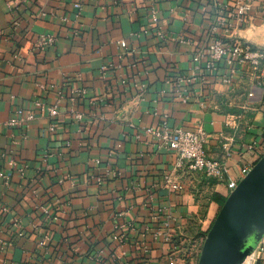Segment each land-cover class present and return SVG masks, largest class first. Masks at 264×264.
Instances as JSON below:
<instances>
[{
    "label": "crops",
    "instance_id": "obj_1",
    "mask_svg": "<svg viewBox=\"0 0 264 264\" xmlns=\"http://www.w3.org/2000/svg\"><path fill=\"white\" fill-rule=\"evenodd\" d=\"M216 3L233 0H0V172L9 158L29 165L25 174L14 170L8 186L0 176V238L7 242L0 264H121L114 234L125 238V264H169L171 256L192 262L193 251L182 258L176 240L194 239L193 249L204 240L228 181L240 178L264 142V85L249 72L222 84L220 62L216 73L182 84L187 102L168 82L190 73L193 56L204 50ZM154 6L163 37L151 24ZM44 34L56 41L40 49ZM231 35L264 47V0H252L247 22ZM78 89L87 90L76 97L83 121L71 113ZM59 92L56 118L35 109L36 99L51 105ZM19 107L35 110V119L9 126ZM228 115L237 117L236 127L227 126ZM164 119L171 129L203 127L208 155L227 164L225 178L176 168V152L144 131ZM110 169L118 176L109 177Z\"/></svg>",
    "mask_w": 264,
    "mask_h": 264
},
{
    "label": "built area",
    "instance_id": "obj_2",
    "mask_svg": "<svg viewBox=\"0 0 264 264\" xmlns=\"http://www.w3.org/2000/svg\"><path fill=\"white\" fill-rule=\"evenodd\" d=\"M216 16L214 21L210 24L209 39L203 51L195 53L193 56L194 66L190 69V73L179 74L175 81L168 80L173 84L176 91L183 102H187L189 95L187 89H182V84L188 86L192 82L198 81V75L204 71L216 73L219 71L220 62H223L226 66V73L219 78L220 82L225 85H232L237 76H241L245 72H249L251 76L257 81L258 84L264 85V47H259L253 43L237 38H233L231 33L232 29L236 25L247 22L249 13L252 9V0H233L232 4L222 3L219 8V3H216ZM77 7H81V3L75 4ZM223 12V14H221ZM151 24L157 27V33L159 36H164L163 25L161 24L160 16L157 8H152ZM184 41V37L179 38ZM56 36L53 34L41 35L37 40V45L40 49H44L49 45L54 44ZM118 44L127 48V41L125 39L119 40ZM203 63V64H201ZM106 69V66H103ZM39 87L42 90H48L53 88V84L40 83ZM86 89H78L76 96H71L73 103L71 113L73 118L78 121H83L84 114L77 110L76 97H83L86 94ZM252 96L253 93H250ZM60 98L51 105H48L43 99L38 98L34 101L35 109L39 111L49 112L52 118H56L59 114V106L63 97L59 92ZM35 110L25 109L23 107L17 108L10 117L7 124L12 127H22L27 125L30 121L35 119ZM226 124L230 127H236L237 117L235 115H228L226 118ZM56 123H51L47 128L48 131H56ZM148 136H151L158 141L160 146L171 149L176 152L177 160L175 162L176 168H182L187 166L192 171L203 172L207 177L216 180H223L227 173V164L216 158H212L208 155L206 142L208 139V132L203 127H197L194 129L184 128L181 126L170 128L166 119H164L159 125H150L144 129ZM66 145L70 147L71 142L67 141ZM250 149H254L250 146ZM229 155V152L227 153ZM5 155V154H4ZM264 155V142L262 144V153L258 154L254 161L245 164L241 168L239 179H230L227 184L228 193L227 196L238 186L241 179H243L253 168L254 164ZM47 159V155L45 160ZM127 159H131L128 156ZM100 163V159L95 160ZM29 168L27 163L20 164L14 158L8 159V167L0 172V176L5 185H9L14 174V170H17L21 174H25L26 169ZM119 174L117 169H110L107 175L111 178L117 177ZM66 178H71L70 174L66 177H60L59 183L64 182ZM165 183L170 184L172 182L170 175L165 177ZM94 179L97 183L101 184L105 182V178L102 175L95 176ZM176 188H182L181 184L175 185ZM4 209V208H3ZM56 212L62 210V204L56 205L54 208ZM43 214L48 218L57 220L58 216H53L50 206H42ZM15 225H19V220H15ZM22 235L23 232H20ZM50 230H45L44 238L49 240ZM113 238L117 241L119 249V259L121 264L124 263V259L127 255V251L124 249L125 238L122 235L114 234ZM7 246V242L0 238V252ZM249 259V260H248ZM246 263L258 264L261 260H264V234L261 237L259 243L256 246L254 252L248 257ZM169 264H176V258L171 256Z\"/></svg>",
    "mask_w": 264,
    "mask_h": 264
},
{
    "label": "water",
    "instance_id": "obj_3",
    "mask_svg": "<svg viewBox=\"0 0 264 264\" xmlns=\"http://www.w3.org/2000/svg\"><path fill=\"white\" fill-rule=\"evenodd\" d=\"M264 234V155L227 196L198 264H244Z\"/></svg>",
    "mask_w": 264,
    "mask_h": 264
},
{
    "label": "rangeland",
    "instance_id": "obj_4",
    "mask_svg": "<svg viewBox=\"0 0 264 264\" xmlns=\"http://www.w3.org/2000/svg\"><path fill=\"white\" fill-rule=\"evenodd\" d=\"M193 240L194 239H192V240L188 239L187 241H185L184 238L176 240V244L177 245L181 244L183 247V251H181V252L186 253L185 255L183 254L182 258L191 259L192 256L189 255L188 253L193 251L194 258H192V262H190L191 261L190 260L189 263H187V264H197V261H199V258H200L199 255H201V250H202V247L204 244V242L203 241L201 242V239H200L199 242L197 243V245L193 249V244H195V242ZM176 264H186V262L183 259H180L177 261ZM246 264H249V263H246Z\"/></svg>",
    "mask_w": 264,
    "mask_h": 264
},
{
    "label": "trees",
    "instance_id": "obj_5",
    "mask_svg": "<svg viewBox=\"0 0 264 264\" xmlns=\"http://www.w3.org/2000/svg\"><path fill=\"white\" fill-rule=\"evenodd\" d=\"M225 200H226V197L218 198L217 201H218V203H219V210H220V208L222 207V205L224 204ZM219 210H218V212H219ZM218 212H217V214H218ZM216 216H217V215H216ZM215 218H216V217H215ZM213 222H214V221H213ZM213 222H212V224H213ZM212 224H211V226H212ZM211 226H210V227H211ZM209 229H210V228H209ZM209 229H208L206 232H204V234H203L204 239H205V237H206V235H207ZM203 242H204V240H203ZM199 257H200V255H199ZM198 262H199V261H197V264H198Z\"/></svg>",
    "mask_w": 264,
    "mask_h": 264
}]
</instances>
